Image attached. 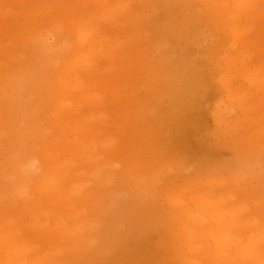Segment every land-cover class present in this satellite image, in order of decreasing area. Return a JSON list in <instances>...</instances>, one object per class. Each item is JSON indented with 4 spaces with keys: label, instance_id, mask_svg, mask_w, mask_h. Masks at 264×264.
<instances>
[{
    "label": "rangeland",
    "instance_id": "obj_1",
    "mask_svg": "<svg viewBox=\"0 0 264 264\" xmlns=\"http://www.w3.org/2000/svg\"><path fill=\"white\" fill-rule=\"evenodd\" d=\"M208 1L0 0V26L5 14L19 20L6 39L25 63L19 98L0 100V225L22 227L9 246L33 250L15 262L229 264L212 236L219 211L255 225L240 247L264 239V0H248L249 12ZM72 7L90 10L102 38L88 84L100 78L103 97L66 91L70 114L50 94L60 59L45 83L29 67L37 31L55 33L39 19ZM59 20L67 57L76 27ZM27 159L57 184L29 178Z\"/></svg>",
    "mask_w": 264,
    "mask_h": 264
},
{
    "label": "bare ground",
    "instance_id": "obj_2",
    "mask_svg": "<svg viewBox=\"0 0 264 264\" xmlns=\"http://www.w3.org/2000/svg\"><path fill=\"white\" fill-rule=\"evenodd\" d=\"M223 2H226V0H219V3ZM206 3L212 4V2L208 0ZM255 4L256 3L248 0H234V5L236 7L243 8V10L247 12H249V10L252 8L254 9ZM5 5H8V3H5ZM103 8L104 7H102V9ZM36 11H38V8ZM89 11L90 10L87 9L77 12V9L72 7V10L70 11L72 12L71 15L65 16V14H62L63 16H59V19L61 18L62 20H66V27L70 28L72 25L76 27V44L73 49L70 50L67 57H62V54H58L64 47V45L61 44L63 41V35L61 33L63 27H61L59 24L60 20L54 16H52L51 18L41 17L39 21L42 20L45 22L40 21V23L43 24V26L46 25L47 28L51 27V30H53L55 33L51 36H43V34H40V32L38 33L37 31L36 36L38 35V37L41 38L39 42H42L43 45L41 46V48H36L37 58L34 60V64H32V67H29L33 72H40L39 77L37 76L36 81L40 82V84L45 83L47 79H50V77H45V73L50 69L53 59H60L61 64L57 67L54 78L52 79L53 86H51L50 94H54L55 96H57V102L62 106V110L70 114H72L73 111L70 107L71 102L67 103L66 91H80L81 93L78 96L81 100H83L85 98L84 94L87 95L86 91L92 89L95 94L91 96H89L88 94V98L92 101V103L101 100L103 97V95L99 93L101 92L98 86L101 85L100 78L93 80L90 84H88L89 77L94 76L97 73V67L99 66V64L96 63L93 58L98 54L97 45H102V38L98 34H94L92 32V29L90 28V19L92 15ZM104 14L105 13L103 11L102 16H104ZM10 15H4L1 22L3 26H0V56L7 55L9 57V60L7 62L1 63L0 100L2 98H5V100L9 98L10 100L13 99V101H15L17 100V97L19 98L20 95L18 87H21L24 84L23 76L25 74V69L23 68V64L25 63L22 60L23 52H21L17 45H13L12 39H6V33L8 32V30L13 27V24L19 21L18 19L15 20ZM67 18H69L71 21H69V19ZM73 21L74 23H72ZM4 38L6 40H3ZM56 38H58V40ZM51 39H55L56 42L54 43ZM253 42L255 43V45H257V41ZM51 55H55V58L54 56L52 58ZM3 84H6L7 92H4V90L2 89ZM86 101L88 100L86 99ZM53 112L56 113L54 114L55 117L60 114V112L57 111ZM21 166L22 170L25 171V174L28 175L29 178H37L39 182H48L53 186L57 184V179L55 180L49 177H44V175L39 172L41 167L35 162H32L30 159L25 160L23 164H21ZM48 183L45 185H48ZM194 203L202 205L200 201H194L193 204ZM5 211H7V209H5ZM222 212L223 211H219L220 214ZM218 215L217 213L216 215H211L210 220H213L215 227L219 228L212 236L214 237L218 250L225 249V251L230 252V254L227 255V262L229 264H232L234 258V260H237L239 264H264V244H262V241H264V239H261L262 241H250V239L249 242L247 241L248 243L246 242V246H239L241 236L246 234V232H248L255 225L245 224L244 222L239 223V220L237 222L235 220L222 221V218H219ZM226 215L232 217V214H230V212H227ZM253 221H256V219H254ZM6 222L7 225H0V240L3 241L2 246L7 247L4 255L0 257V264H9L10 261H12L11 264H30V260H24L21 263L15 262L17 258H20V256L25 257L29 255L32 249L28 248V245H16L11 247L9 246L10 241L14 240V238H11V235H15L17 238H19L23 236L24 232L22 230V227L15 226L12 222ZM188 239L194 240V233L190 232L188 235ZM233 252L234 257L231 255ZM43 258H36L35 261L32 262V264L44 263L45 259L43 260ZM52 264L57 263L53 262Z\"/></svg>",
    "mask_w": 264,
    "mask_h": 264
}]
</instances>
